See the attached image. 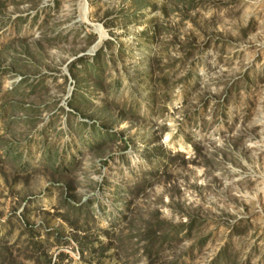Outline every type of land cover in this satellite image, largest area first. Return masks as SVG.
I'll return each mask as SVG.
<instances>
[{"label": "rangeland", "instance_id": "rangeland-1", "mask_svg": "<svg viewBox=\"0 0 264 264\" xmlns=\"http://www.w3.org/2000/svg\"><path fill=\"white\" fill-rule=\"evenodd\" d=\"M152 140L193 163L129 210L199 225L150 264H264V0H0V252L148 264L122 213Z\"/></svg>", "mask_w": 264, "mask_h": 264}, {"label": "trees", "instance_id": "trees-1", "mask_svg": "<svg viewBox=\"0 0 264 264\" xmlns=\"http://www.w3.org/2000/svg\"><path fill=\"white\" fill-rule=\"evenodd\" d=\"M106 28H109L107 24H104ZM91 39H93L91 37ZM107 44L110 45L109 42ZM101 129V128H100ZM106 131V130H102ZM96 132L95 137H99L100 140L105 141L115 137V133L110 132ZM119 138V136H118ZM160 139V138H159ZM121 140V139H120ZM156 140L150 141L144 149L139 154V159L143 161L147 170L140 171L136 182L132 183L130 187L125 190L126 197L129 199V202H125L123 207L127 213H122V219L127 218V214L130 211L136 219L140 221L141 232H138L134 235V238H138L137 242L141 243V252L143 257L146 259L147 263L150 264L151 260L155 258L163 245L170 244L174 241L186 240L189 239L191 233L196 226L199 225L197 218L188 213H180L181 218H185V222H179L178 224H171L167 220L161 219V213L159 208H152L150 203L144 204V207L137 208L134 211L129 210V206L133 203L134 200L140 198L145 192L146 186L149 184H154L159 180L167 181L171 176L167 170L168 162L172 161L175 157H179L183 165L193 163L190 159H185L184 154L176 153L172 154L169 150H166L161 145H156ZM127 145V144H126ZM94 146V145H93ZM195 153L197 152L194 148ZM152 166V167H149ZM105 182V180H104ZM169 199V197H168ZM160 205L166 206L163 203V197H159ZM169 202L171 200L169 199ZM171 204V203H170ZM93 207V201L91 199L83 201V203L72 209L73 221H69L67 218L60 215V218L68 224L72 230L71 240L78 246L79 255L82 256L83 252H87L88 255L96 253L100 250V254L106 251V248L103 245L99 247H86L90 244V235L87 231L83 230L79 225V219L82 216V210H85V218L91 217V210ZM139 213H142L141 215ZM130 221V220H129ZM128 221V222H129ZM131 223V221H130ZM162 227H168L167 230L160 233ZM28 225L26 229H30ZM132 228V225H131ZM104 234V233H103ZM56 239V238H55ZM98 240V239H96ZM98 243H100L98 241ZM103 247V248H102ZM39 249V248H37ZM35 249L36 251H38ZM39 252V251H38ZM69 256L59 252L54 256L49 255L46 252L38 253L36 257H28L26 255L22 256L21 261H16L8 248L1 250L0 252V264H23L24 261H30L32 264H59L62 259L68 258ZM170 264H183L182 262L175 261Z\"/></svg>", "mask_w": 264, "mask_h": 264}]
</instances>
